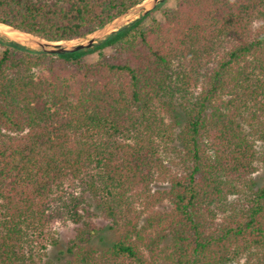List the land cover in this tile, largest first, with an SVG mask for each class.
Returning a JSON list of instances; mask_svg holds the SVG:
<instances>
[{
    "label": "trees",
    "instance_id": "trees-1",
    "mask_svg": "<svg viewBox=\"0 0 264 264\" xmlns=\"http://www.w3.org/2000/svg\"><path fill=\"white\" fill-rule=\"evenodd\" d=\"M144 1L0 0V23L72 42ZM174 2L74 54L0 37V264H56L57 222L72 264H264V0ZM94 206L124 229L103 250Z\"/></svg>",
    "mask_w": 264,
    "mask_h": 264
},
{
    "label": "water",
    "instance_id": "water-1",
    "mask_svg": "<svg viewBox=\"0 0 264 264\" xmlns=\"http://www.w3.org/2000/svg\"><path fill=\"white\" fill-rule=\"evenodd\" d=\"M165 1L166 0H152L150 2V7H148L144 2L143 4L137 6L136 9L129 10L124 15L117 18L109 25H107L105 28L89 36V37L92 36V38L88 37L87 39H82V40L72 41V42H51V41L42 39L40 37L34 36L32 34L16 30L9 26L8 27L11 28L13 31L20 34V37L22 39L20 37L13 38L10 35H7L5 33H0V37L5 38L9 41L16 42L31 50H38V51L45 52L47 54H52V55L74 54V53H77L85 49L93 48L100 41L105 40L109 35L114 34L120 28L154 11L155 9L158 8L160 4H163ZM129 15H131L130 18L127 17Z\"/></svg>",
    "mask_w": 264,
    "mask_h": 264
},
{
    "label": "rangeland",
    "instance_id": "rangeland-1",
    "mask_svg": "<svg viewBox=\"0 0 264 264\" xmlns=\"http://www.w3.org/2000/svg\"><path fill=\"white\" fill-rule=\"evenodd\" d=\"M151 1L152 0H145L144 2L148 7H150ZM165 2L162 9L171 8L175 6L174 0H166ZM127 17L130 18L131 15ZM154 17H156L159 20H162L161 10L155 12ZM89 38H92V36ZM108 52H110V50H107V53ZM98 58H99V54L95 53L93 55H88L86 59L88 62L93 63ZM263 167L264 166L261 163L259 165V171L256 173V176L258 178H261L263 176L264 173ZM92 209L96 213L95 215L96 222L101 227V232L93 242V245L100 250L111 247L122 236L124 229L123 227L120 228L115 227V229H111V223L103 218V216L100 214V211L96 210L95 206ZM157 209H160L161 211L165 212L166 210L170 209V205L168 202H164L162 205H159ZM54 228L56 230V236L59 239V244L57 246L48 247L47 258L52 259L56 264H72L73 258L70 255L66 254L65 251L67 250V245L69 240L74 236V225L71 222H57ZM234 264H242V263H234Z\"/></svg>",
    "mask_w": 264,
    "mask_h": 264
},
{
    "label": "bare ground",
    "instance_id": "bare-ground-1",
    "mask_svg": "<svg viewBox=\"0 0 264 264\" xmlns=\"http://www.w3.org/2000/svg\"><path fill=\"white\" fill-rule=\"evenodd\" d=\"M0 33H5L7 35H10L13 38H19L20 37V34H18L17 32L13 31L8 26H4V25H1V24H0Z\"/></svg>",
    "mask_w": 264,
    "mask_h": 264
}]
</instances>
